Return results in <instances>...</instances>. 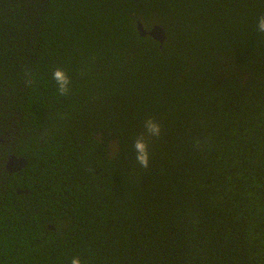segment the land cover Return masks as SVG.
<instances>
[{
	"label": "trees",
	"instance_id": "16d2710c",
	"mask_svg": "<svg viewBox=\"0 0 264 264\" xmlns=\"http://www.w3.org/2000/svg\"><path fill=\"white\" fill-rule=\"evenodd\" d=\"M261 15L264 0H0V264H264ZM138 20L166 29L162 48ZM149 117L163 134L144 169ZM11 155L28 165L9 173Z\"/></svg>",
	"mask_w": 264,
	"mask_h": 264
},
{
	"label": "clouds",
	"instance_id": "9594fccd",
	"mask_svg": "<svg viewBox=\"0 0 264 264\" xmlns=\"http://www.w3.org/2000/svg\"><path fill=\"white\" fill-rule=\"evenodd\" d=\"M256 29L259 33H264V15L258 18ZM52 79L55 82L56 91L60 96L69 94L72 88V79L68 73L61 67H56L52 71ZM30 82V81H29ZM163 128L159 121L149 117L143 123V132L138 135L132 144L133 158L135 164L147 169L150 165V139H159L162 137ZM70 264H83L80 256H72Z\"/></svg>",
	"mask_w": 264,
	"mask_h": 264
},
{
	"label": "water",
	"instance_id": "95a60500",
	"mask_svg": "<svg viewBox=\"0 0 264 264\" xmlns=\"http://www.w3.org/2000/svg\"><path fill=\"white\" fill-rule=\"evenodd\" d=\"M137 30H138L140 36L145 37L146 35H150L154 40L159 42L160 48L163 47V45H164V43L168 37L166 29L160 24H154L149 30H147L144 27V24L140 20H138L137 21ZM27 165H28V161L26 158L18 157L16 155H11V156H9V158L6 162L5 167L9 173H16V172H20ZM17 192L18 193H22V192L27 193L26 190H22V189H18ZM49 228L54 229V226L50 225Z\"/></svg>",
	"mask_w": 264,
	"mask_h": 264
}]
</instances>
